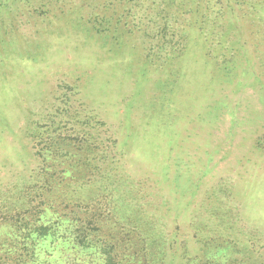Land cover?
Instances as JSON below:
<instances>
[{
    "label": "rangeland",
    "instance_id": "rangeland-1",
    "mask_svg": "<svg viewBox=\"0 0 264 264\" xmlns=\"http://www.w3.org/2000/svg\"><path fill=\"white\" fill-rule=\"evenodd\" d=\"M105 244L264 264V0H0V264Z\"/></svg>",
    "mask_w": 264,
    "mask_h": 264
},
{
    "label": "trees",
    "instance_id": "trees-1",
    "mask_svg": "<svg viewBox=\"0 0 264 264\" xmlns=\"http://www.w3.org/2000/svg\"><path fill=\"white\" fill-rule=\"evenodd\" d=\"M13 222V221H12ZM11 223V222H10ZM21 224H19V222H13L12 223V227L15 229H18V227ZM28 226V225H27ZM82 228V227H81ZM82 234L80 236H78V238L80 239V241H78V238L74 239V243L77 245H81V246H85V248H93V246H95L97 244L96 239L99 237V239L105 240V242H110V237L113 235V233L108 230L106 231L107 233H101L100 234H96V233H89L87 231V228H85L83 226V228L81 229ZM23 235V234H21ZM52 233L50 231L49 226H45L41 225L39 227V229L37 230V238H44L47 236H51ZM30 238H32V236H29ZM114 238V237H113ZM109 244V243H108ZM105 244L102 246L103 248V255L105 256L106 262L105 264H119L116 262L115 258H114V249L112 247V250H108V247H110V245ZM17 247V248H16ZM8 249V248H6ZM35 248H28L25 246H15L13 249H8L5 250L4 252V262L2 264H12L10 263L11 260L15 261V264H37V260H39L38 254L36 252V250H34ZM22 253L26 254V257H24V255ZM18 257V258H16ZM17 259V260H16ZM19 259V260H18ZM77 264H81V263H77Z\"/></svg>",
    "mask_w": 264,
    "mask_h": 264
}]
</instances>
